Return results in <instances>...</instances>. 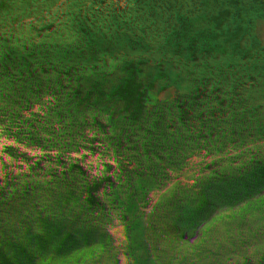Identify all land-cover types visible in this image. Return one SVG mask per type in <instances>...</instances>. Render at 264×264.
<instances>
[{"label":"rangeland","instance_id":"rangeland-1","mask_svg":"<svg viewBox=\"0 0 264 264\" xmlns=\"http://www.w3.org/2000/svg\"><path fill=\"white\" fill-rule=\"evenodd\" d=\"M62 1L76 19L98 20L109 28L94 0ZM174 1L176 14L189 20L185 35L176 17L166 15L161 0L152 4L166 58L144 170L160 198L174 207L176 195L164 188L159 176L162 168L167 177L172 173L174 151H182L186 165L212 168L214 180L208 183L201 217L210 259L214 264H264V175L234 153H241L244 141L231 118L238 113L227 109L232 95L252 98L264 84V13L252 24L247 17L264 0ZM239 4L243 6L237 10ZM9 5L0 0V184L23 189L47 176H64L70 183L101 179L124 204L133 206L117 183L120 164L112 147L123 121L120 106L100 129L108 149L101 164H95L79 153L73 86L58 77L41 21L19 15L10 22ZM225 84V89L220 87ZM227 118L230 127L223 125ZM139 240L147 263H155L151 242L141 236Z\"/></svg>","mask_w":264,"mask_h":264},{"label":"flooded vegetation","instance_id":"flooded-vegetation-1","mask_svg":"<svg viewBox=\"0 0 264 264\" xmlns=\"http://www.w3.org/2000/svg\"><path fill=\"white\" fill-rule=\"evenodd\" d=\"M18 1L26 18L41 21L58 77L73 86L79 153L95 164L108 149L100 129L120 106L123 121L112 147L120 164L117 183L133 206L101 179L70 183L47 176L23 189L0 184V264H148L139 236L151 242L153 264H214L201 218L212 168L186 165L175 150L172 173L167 177L162 168L159 174L176 195L172 207L144 170L142 149L150 140L137 143L156 126L157 86L165 68L166 46L152 20L154 0H94L110 29L98 20L76 19L62 0ZM161 2L185 35L189 20L176 14L174 0Z\"/></svg>","mask_w":264,"mask_h":264},{"label":"trees","instance_id":"trees-1","mask_svg":"<svg viewBox=\"0 0 264 264\" xmlns=\"http://www.w3.org/2000/svg\"><path fill=\"white\" fill-rule=\"evenodd\" d=\"M8 1L10 5L6 14L9 16L8 19L10 22H12L10 17L14 18L19 15L25 16L26 10L22 2H19L18 0ZM242 6L243 4H239L237 10H240ZM263 13L264 6L251 8L248 10V15L246 14L248 22L250 24L256 22ZM238 46L241 47V44ZM237 71L241 72L242 69L237 67ZM220 87L225 89L227 85H220ZM255 87L257 90V86ZM258 90L260 93L252 95V98L247 97L246 99H243L232 95L230 97L231 100L227 102V109L230 114H234V112L238 113V115L234 114L231 118L235 126H237L236 128H239V130H237L240 132L244 141V148L241 153L240 149L236 151L234 150V153L237 154L238 159L243 158L250 164V166L254 167L252 169L255 170V173L264 175V84H262ZM229 118H227L228 120H226V122L224 121L223 125L231 126L230 123L232 120ZM142 140H148V138L142 137ZM230 142L233 141L230 140ZM147 145L148 144L143 145V153H145Z\"/></svg>","mask_w":264,"mask_h":264},{"label":"crops","instance_id":"crops-1","mask_svg":"<svg viewBox=\"0 0 264 264\" xmlns=\"http://www.w3.org/2000/svg\"><path fill=\"white\" fill-rule=\"evenodd\" d=\"M146 151H147V149H146ZM144 155H145L144 158H146V157H147V152H145ZM124 192H125V194L127 195L126 191H124ZM127 196H128V195H127Z\"/></svg>","mask_w":264,"mask_h":264}]
</instances>
